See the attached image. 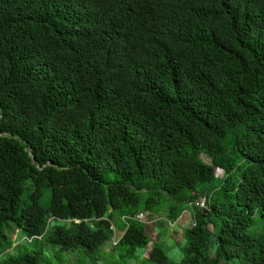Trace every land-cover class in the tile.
I'll return each mask as SVG.
<instances>
[{"label":"trees","instance_id":"1","mask_svg":"<svg viewBox=\"0 0 264 264\" xmlns=\"http://www.w3.org/2000/svg\"><path fill=\"white\" fill-rule=\"evenodd\" d=\"M162 197L176 263L145 232ZM256 214L264 0H0V264H264Z\"/></svg>","mask_w":264,"mask_h":264},{"label":"rangeland","instance_id":"2","mask_svg":"<svg viewBox=\"0 0 264 264\" xmlns=\"http://www.w3.org/2000/svg\"><path fill=\"white\" fill-rule=\"evenodd\" d=\"M26 186H28V183L26 184ZM48 199L49 193H46L44 195V198L41 200V205L43 207H46L48 205ZM171 206L172 202L168 198L162 197L160 205L156 209H154L152 213V217L154 218V220H147L144 222V224L146 235L148 239L151 240V243L154 242L155 245H158L166 254V256L172 262L176 263L183 255V252L181 250V246L185 242L183 232L185 228L190 225V221L188 215L182 212L179 219H177L176 222L170 224L165 217L166 211ZM112 222L115 228L117 239H120L123 235L125 225L121 217L117 214L114 215ZM212 227L213 225H210L209 229ZM212 232H214V227L212 229ZM245 234L256 241L264 238V216H261L259 214L254 215L251 224L245 230ZM5 235V237H8L16 244L15 246H17V244L25 245V239L23 238V235L14 227L5 229ZM43 249L45 255L49 258V261H54L53 257L55 249L48 245L44 246ZM104 251L105 253H110L111 246L106 247ZM148 251H150V245L148 246L147 250L137 249L135 252L136 258H128L126 256L122 257L120 251H116L112 256H107L105 261L101 262L100 264H153L145 259ZM70 256L71 257L69 261L64 264H87L86 262L81 261V258L77 253H73V255ZM63 259L67 260V256L63 255Z\"/></svg>","mask_w":264,"mask_h":264},{"label":"built area","instance_id":"3","mask_svg":"<svg viewBox=\"0 0 264 264\" xmlns=\"http://www.w3.org/2000/svg\"><path fill=\"white\" fill-rule=\"evenodd\" d=\"M199 209L203 210L204 209V200H201L197 205Z\"/></svg>","mask_w":264,"mask_h":264}]
</instances>
